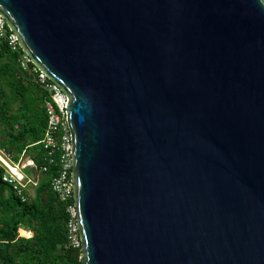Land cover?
Wrapping results in <instances>:
<instances>
[{
  "label": "water",
  "instance_id": "95a60500",
  "mask_svg": "<svg viewBox=\"0 0 264 264\" xmlns=\"http://www.w3.org/2000/svg\"><path fill=\"white\" fill-rule=\"evenodd\" d=\"M67 97L81 264H264V0H0Z\"/></svg>",
  "mask_w": 264,
  "mask_h": 264
},
{
  "label": "trees",
  "instance_id": "16d2710c",
  "mask_svg": "<svg viewBox=\"0 0 264 264\" xmlns=\"http://www.w3.org/2000/svg\"><path fill=\"white\" fill-rule=\"evenodd\" d=\"M17 57L18 52L0 43V125L7 127L0 131V150L12 165L21 156L30 158L36 184L33 195L21 201L1 180L0 168V264H81L79 249L66 246V215L50 190L53 170L39 171L45 163L38 142L46 124V92L17 67ZM22 172L29 175L30 169ZM18 228L21 235L31 231V236H19Z\"/></svg>",
  "mask_w": 264,
  "mask_h": 264
},
{
  "label": "built area",
  "instance_id": "2783aa9c",
  "mask_svg": "<svg viewBox=\"0 0 264 264\" xmlns=\"http://www.w3.org/2000/svg\"><path fill=\"white\" fill-rule=\"evenodd\" d=\"M0 43L4 44L10 51L18 52L16 65L22 71L26 72L29 79L45 90V98L43 108L46 116V124L43 134L38 143H40L44 151V165L39 168V171L46 172L49 168L53 170V176L50 180V190L55 195L56 199L62 204L66 215L64 227L66 234V246L74 249H79L80 240L75 222V208L71 194V138L70 132L66 123L65 106L67 97L65 94L51 81H49L36 67L30 63V59L24 54L17 44L11 30H9L0 15ZM0 155L9 163L8 157L3 155L0 150ZM22 156L17 163L13 164L16 172H11L6 165L0 160V168H3L1 180L12 186L16 195L21 201H26L27 188L34 187L36 179L33 176L26 175L18 168ZM10 164V163H9ZM12 165V164H11ZM26 166L35 167L33 161L28 158ZM18 235L28 238L31 236V231H27L28 235H21L18 228ZM26 231V230H25Z\"/></svg>",
  "mask_w": 264,
  "mask_h": 264
},
{
  "label": "rangeland",
  "instance_id": "374dc122",
  "mask_svg": "<svg viewBox=\"0 0 264 264\" xmlns=\"http://www.w3.org/2000/svg\"><path fill=\"white\" fill-rule=\"evenodd\" d=\"M28 158L27 157H22V159H21V162L20 163H23V165H21V164H19L18 165V168L20 169L21 168V170H23L24 168H29L30 169V176H33L34 175V168L33 167H30V166H26V165H24V164H26V160H27ZM27 195H28V197H31L32 195H33V187H31V186H29L28 188H27ZM19 234V233H18Z\"/></svg>",
  "mask_w": 264,
  "mask_h": 264
},
{
  "label": "bare ground",
  "instance_id": "6f19581e",
  "mask_svg": "<svg viewBox=\"0 0 264 264\" xmlns=\"http://www.w3.org/2000/svg\"><path fill=\"white\" fill-rule=\"evenodd\" d=\"M0 160L6 165L9 171L16 172V168L14 167V165L9 164L6 160H4V158L1 155H0Z\"/></svg>",
  "mask_w": 264,
  "mask_h": 264
},
{
  "label": "crops",
  "instance_id": "0c3cea01",
  "mask_svg": "<svg viewBox=\"0 0 264 264\" xmlns=\"http://www.w3.org/2000/svg\"><path fill=\"white\" fill-rule=\"evenodd\" d=\"M3 85H0V87H2ZM5 91H6V88H5ZM6 126L5 125H0V131H6ZM3 140V138L0 136V141Z\"/></svg>",
  "mask_w": 264,
  "mask_h": 264
}]
</instances>
